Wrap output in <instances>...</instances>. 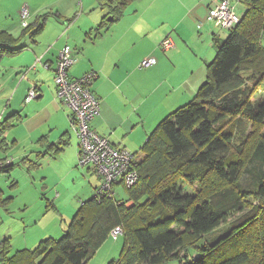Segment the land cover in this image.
<instances>
[{
	"label": "trees",
	"instance_id": "1",
	"mask_svg": "<svg viewBox=\"0 0 264 264\" xmlns=\"http://www.w3.org/2000/svg\"><path fill=\"white\" fill-rule=\"evenodd\" d=\"M99 1L107 13L95 36L119 22L135 0ZM237 3L245 5L242 16ZM230 4L241 22L220 27L229 35L215 39L216 56L206 66V82L149 136L143 159L133 164L139 182L124 187L123 204L93 196L60 239H44L32 250L13 252L10 239L2 240L0 264H86L118 226L124 245L119 258L107 264H255L256 259L264 264V250L252 244L264 231V102H253L264 84V0ZM21 39L0 30V60L24 52ZM55 79L58 101L65 105ZM73 117L72 112L71 125ZM22 119L16 113L0 122V147L8 145L6 133ZM244 122L257 128L255 144L246 134L238 135L246 132ZM55 148L52 154L61 149ZM10 162L0 172L9 173L17 165ZM47 208L56 207L47 203ZM193 249L197 254L190 253Z\"/></svg>",
	"mask_w": 264,
	"mask_h": 264
},
{
	"label": "crops",
	"instance_id": "2",
	"mask_svg": "<svg viewBox=\"0 0 264 264\" xmlns=\"http://www.w3.org/2000/svg\"><path fill=\"white\" fill-rule=\"evenodd\" d=\"M18 1L31 5V13L34 14L32 20L35 21L30 22L31 30L28 33H24L25 27H22L19 35H16L14 31H18L16 18L20 9ZM18 1L0 0V30L14 38H22L19 46L26 47L24 52L12 57L3 56L0 60V65L7 64L4 67L8 69L7 80L10 77L8 71L17 69L13 83L6 85L4 94L0 96V102H6L0 112V122L16 113L23 117L5 137L8 141L16 137L14 143L19 144L21 139L14 135L13 130L17 126L29 128L22 140L24 144L38 149L32 152L36 155L34 160L31 156L21 160L27 164L28 173L39 168L42 159H59L72 148L71 113L57 100L53 83L61 49L68 46L74 51L76 63L69 70L71 78H81L90 71L98 75L91 89L99 99L101 115L92 120L91 128L107 137L111 145L128 149L135 160H141L145 143L156 126L176 108L192 100L206 82V66L216 56L215 39L221 40L227 35L225 30L218 28L208 18L210 9L218 0H135L119 22L96 36L93 31L107 13L99 0L97 4L101 13L93 16L91 21L86 20L79 33L75 26L65 27L62 21H70L76 7L74 0ZM89 2L81 0L80 3ZM239 6L237 3L236 9ZM74 19L76 16L70 23ZM41 25H45L42 32L33 35ZM44 33L49 34L48 37H43ZM166 38H172L176 44L168 52L161 50L160 46V42ZM148 57L155 58L156 64L148 69H140V64ZM32 86L38 88L39 95L37 100L29 102L26 98ZM44 136L46 138L42 140ZM65 141L68 143L62 146ZM55 146L61 149L52 154L56 151ZM16 166L9 173L0 172V175L7 174L11 178ZM86 168L95 191L101 184L100 179L92 166ZM94 180L99 184L95 185ZM17 185L18 181L11 184L12 188H17ZM1 188L0 204L4 211L9 212L8 202L14 199L13 196L2 199ZM41 198L56 207L52 211L54 215H50L45 203L46 212L37 222L40 227L31 237L19 238L16 241L18 249L12 246L11 231H0V238H4L2 240L10 239L13 252L35 249L47 237L60 239L70 220L93 196L76 202L65 216L55 201L46 197V193H42ZM57 213H60V218L53 217ZM19 224L14 227L18 233L27 225Z\"/></svg>",
	"mask_w": 264,
	"mask_h": 264
},
{
	"label": "rangeland",
	"instance_id": "3",
	"mask_svg": "<svg viewBox=\"0 0 264 264\" xmlns=\"http://www.w3.org/2000/svg\"><path fill=\"white\" fill-rule=\"evenodd\" d=\"M18 1V0H14ZM38 3L40 0H34ZM76 3V7L74 8V12L70 17V21L73 17L76 16V19L70 23V21H66L63 19V24L65 27H73L77 30V33L80 32V28L84 25V22L91 21L93 16L101 13V10L98 8L97 0H90L89 4L87 3H80V0H74ZM84 1V0H83ZM19 2V1H18ZM20 3V2H19ZM27 5L30 13L32 12V7L28 2L20 3V9L18 11V19L16 18V26L18 31H14L16 35H19V32L22 30L21 23V10L22 8ZM239 8H237L238 14L242 16L245 11V5L239 4ZM244 10V11H243ZM32 17L29 20L33 23L35 21L32 20L34 14L31 13ZM54 18V17H53ZM57 21V18H54ZM19 20V21H18ZM55 21V24H56ZM51 24V22H50ZM73 29V30H74ZM53 32H55V27L53 28ZM226 38L229 35V31H226ZM49 35V34H48ZM47 34H43V37H48ZM55 39V38H54ZM58 63V62H57ZM7 64L0 65V96L5 92V87L8 84L13 83V80L16 78L15 72L17 69L12 68L8 72H10V77L7 80V68H4ZM57 68V66H56ZM56 71V70H55ZM56 76V75H55ZM53 78V83H54ZM55 86V83H54ZM34 87L32 86L31 89ZM56 89V86H55ZM29 93V92H28ZM57 98V94H56ZM37 100V99H36ZM58 100V98H57ZM35 101V100H34ZM253 102L259 103L264 102V84L260 85V89L253 97ZM6 102H0V112L4 109V105ZM62 107L69 111V114H72V110L69 109L68 106L61 104ZM177 109V108H176ZM24 110V109H23ZM70 114V115H71ZM1 115V113H0ZM162 121V120H161ZM69 122V117H68ZM247 128L245 129L246 132H240L238 135L246 134L249 136V139L252 144H255V140L257 137V128L254 127L250 122H244ZM71 127V134H73L72 138V148H69L65 154L59 159H42L41 166L36 169H32L29 173L27 172V164H24L21 160L31 156L35 159V154L32 152L37 150L36 146L31 147L30 144L23 142L22 138L24 135H27L29 128H23L21 126H17L13 132L16 135L20 143H14L17 139L16 137H12L10 141L7 140V146L0 147V159L8 158L10 161H14L17 163L16 168L11 173V178L8 177L7 174L0 175V187H2L3 196L2 199L12 197L14 200L9 201L8 203V211H4L0 204V231H4L9 229L11 231L12 246L18 249V243L16 242L19 238L24 237H31L32 233L37 229L38 226L37 222H40L43 215L45 214V203L47 205V200L42 199V193H46V197L55 201L58 209L62 211L63 215H67L69 208L73 207L76 202H80L81 199L88 200L94 196V188H93V180L88 175L86 171V167L80 164L79 159V147H78V137L74 133ZM7 134V133H6ZM6 136V135H5ZM7 138V137H6ZM250 144V143H249ZM7 156V157H6ZM23 163V164H22ZM13 181H18L17 188H12L11 184ZM95 185H98V181L94 180ZM101 185V184H100ZM99 185V186H100ZM115 194L117 195L118 200H126L127 194H125L124 186L123 185H116L115 187ZM53 210H50V215H54ZM5 214V216H4ZM60 213H57L56 218H60ZM50 217V216H49ZM1 219L3 221H1ZM70 220V219H69ZM43 222V221H41ZM19 223H26L24 225V230H19V233L15 231V228ZM21 224H19L20 227ZM18 227V226H17ZM260 236L258 242L252 241L253 247L261 248L264 250V231ZM61 237V235H59ZM56 237V238H59ZM49 238V237H47ZM4 238H0L2 240ZM46 239V238H44ZM43 239V240H44ZM41 240V241H43ZM39 243V242H38ZM106 247L102 250H98L94 259L89 261L86 264H107L112 259L119 258V254L123 248V239L120 237L118 240H114L113 238H109L106 241ZM200 243L199 245H201ZM14 252H16L14 250ZM190 253L193 255L197 254V250L193 249L190 250ZM261 251L258 257L261 255ZM257 257V258H258ZM257 261V259H256ZM255 261V264H256ZM170 264H179L178 261H173Z\"/></svg>",
	"mask_w": 264,
	"mask_h": 264
},
{
	"label": "built area",
	"instance_id": "4",
	"mask_svg": "<svg viewBox=\"0 0 264 264\" xmlns=\"http://www.w3.org/2000/svg\"><path fill=\"white\" fill-rule=\"evenodd\" d=\"M214 7L210 9L208 18L215 23L217 27L233 28L241 22L237 16L230 0L215 1ZM21 26L28 27L29 20L32 17L30 10L25 5L21 10ZM161 48L168 52L175 48L176 44L172 38H166L161 41ZM72 50L69 47L61 49L58 55L56 68V83L59 86L58 97L74 113L72 129L78 137V147L80 149V164L83 166H92L96 171L101 185L95 190L94 198L101 201L104 198L118 200L115 194L116 185H123L130 188L139 181V174L133 168L135 162L134 155L125 148H119L110 144L109 139L96 133L90 126L92 120L100 116V102L91 90L92 82L98 77L97 73L90 71L80 79L71 80L68 69L74 64L72 59ZM157 60L152 57L145 59L139 66L140 69H148L156 64ZM39 92L34 87L29 91L27 101H33L38 98ZM10 160H0V170ZM123 204V201H120ZM111 236L118 240L124 234L121 226L111 231Z\"/></svg>",
	"mask_w": 264,
	"mask_h": 264
}]
</instances>
